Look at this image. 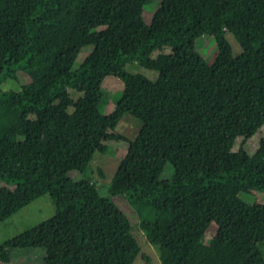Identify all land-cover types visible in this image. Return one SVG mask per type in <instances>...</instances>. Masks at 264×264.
Returning a JSON list of instances; mask_svg holds the SVG:
<instances>
[{"label":"trees","instance_id":"obj_1","mask_svg":"<svg viewBox=\"0 0 264 264\" xmlns=\"http://www.w3.org/2000/svg\"><path fill=\"white\" fill-rule=\"evenodd\" d=\"M158 1L147 24L148 0H0V224L45 195L56 210L0 245V264L13 249H41L45 264H134L141 248L115 197L152 214L139 228L161 264H264V203L240 198L264 194V135L252 140L264 126V0ZM203 36L218 49L211 63ZM165 47L173 53L150 57ZM47 56L41 86L1 92ZM134 62L157 79L126 72ZM111 76L123 90L106 116L98 105ZM68 90L82 97L72 103ZM126 114L142 122L134 140L116 131ZM120 141L107 195L69 176ZM216 218L223 226L206 244Z\"/></svg>","mask_w":264,"mask_h":264},{"label":"rangeland","instance_id":"obj_2","mask_svg":"<svg viewBox=\"0 0 264 264\" xmlns=\"http://www.w3.org/2000/svg\"><path fill=\"white\" fill-rule=\"evenodd\" d=\"M158 0H148L145 6L142 18L145 23L149 24L152 14L159 6ZM226 39L231 47L233 57H238L242 53V49L231 33L226 34ZM197 47L201 57L206 62H213L218 49L213 38L208 36H203L197 40ZM173 53L172 48L165 47L161 51H154L150 57L155 59L159 54ZM87 52H81L78 54L74 65L72 66V71H76L85 57ZM53 62V56H47L37 60L38 71L35 74L26 75L24 73H18V80H8L1 85V92H18L21 86L33 83L37 86H41L43 83L44 76ZM125 71L130 74H140L145 76L150 81H155L158 77V73L155 71L147 70L141 67L138 63H130L125 66ZM123 90L122 82L116 77H107L104 79L101 86V93L103 98L98 105V111L102 115H110L116 107V103L121 97ZM70 95V100L72 103L76 102L82 97V93H78L74 90H68ZM72 106L69 107L68 112L72 113ZM142 127V122L129 114L123 116L121 121L116 127V131L125 137L127 140H134L138 135ZM264 135V126L261 128L260 132L252 138V140L257 143L259 138ZM258 144H253L251 147L250 154L252 155L257 150ZM239 146L237 141L234 145L236 149ZM127 150V143L120 141L117 143H111L108 146L106 154L95 153L92 161L89 163L84 173L71 172L69 176L73 180H88L95 183L98 190L102 195H107L108 189L111 186V182L115 171L117 170L122 158L125 156ZM100 171L103 175L101 176ZM173 173V169L170 165H166L164 169V176L169 178ZM1 187L6 186L5 184H0ZM8 187V186H7ZM12 189L13 187H8ZM240 198L243 199L248 204H253L255 202L264 203V194L252 193L251 195L240 194ZM113 202L125 213L127 214L133 229L134 235L137 239L141 251L137 256L134 264H161L160 257L154 246H152L146 239L144 233L140 230L139 226L141 224L150 223L153 218L152 214L140 207V204L129 205L127 201L122 197L111 198ZM55 206L50 200L48 195H45L33 203L25 207L20 212L13 215L10 219L6 220L4 223L0 224V245L12 240L19 235L23 234L27 230L36 227L45 221L51 219L55 215ZM223 226V222L216 218L214 223L208 229L206 233V244L209 243L211 238L217 232L219 228ZM264 252V246H263ZM10 262L9 264H45V253L41 249H13L9 250Z\"/></svg>","mask_w":264,"mask_h":264}]
</instances>
